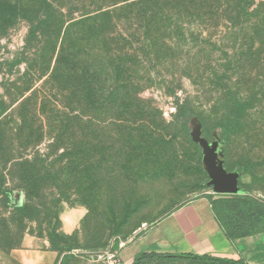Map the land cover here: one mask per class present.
Listing matches in <instances>:
<instances>
[{"label":"rangeland","instance_id":"obj_1","mask_svg":"<svg viewBox=\"0 0 264 264\" xmlns=\"http://www.w3.org/2000/svg\"><path fill=\"white\" fill-rule=\"evenodd\" d=\"M118 1L61 2L65 12L78 16L101 6L114 9L122 4H115ZM164 13L116 17L114 47L131 54L144 111L127 125L111 122L109 112L96 116L84 111L86 156L62 159V165L69 162L65 195L57 187L51 191L55 195L48 194L47 187V199L39 200L43 207L33 211V218L12 214V208L26 199L21 188H13L8 211L0 205V264H105L102 255L116 243L117 249L123 246L119 255L124 253L125 262L161 217L194 196L213 192L207 185L202 147L192 140L189 122L185 127L179 120L177 104L183 102L202 120L204 135L223 142L227 168L244 162L249 169L241 177V186L248 191L241 205L264 202V39L262 31L254 30L260 13L234 17L223 5L198 14L177 9L176 2ZM8 26L0 35V102L7 104L0 110L9 106L11 112L29 98L26 110L37 127L42 102L55 100L46 80L62 37L55 52V35L48 38L49 49L41 42L27 49L28 21L18 16ZM230 92L250 105L241 131L224 138L220 124L230 111ZM5 114L3 125L10 131L19 117ZM49 136L45 127L42 151ZM63 196L68 201L57 203ZM214 196L219 211L232 215V198Z\"/></svg>","mask_w":264,"mask_h":264},{"label":"trees","instance_id":"obj_2","mask_svg":"<svg viewBox=\"0 0 264 264\" xmlns=\"http://www.w3.org/2000/svg\"><path fill=\"white\" fill-rule=\"evenodd\" d=\"M61 1L64 0H0V35L7 30L12 18L21 16L29 23L25 48L41 42L43 48L49 49L52 43L48 38L55 35L56 42L52 48L55 52L58 40L62 37L54 67L46 80L55 91V100L52 103L46 100L42 102L38 111L40 125L36 127V121L33 123V118H30V113L26 110L29 98L22 100L11 112H7L9 106H3L0 110V205L8 211L11 207L13 188H21L26 199L22 206L12 208V214L25 218H33V211L37 207H43V204L38 202L47 199L46 192L55 195L51 192L53 187H57L62 195H65L63 185L66 184L65 173L69 162L62 165V159L66 158L65 156H86L87 135L84 127H88L84 111H91L96 116L102 112L112 113L110 121L123 125L134 122L138 113L144 111L139 88L136 87L135 64L129 59L131 54L129 51L119 52L114 47L117 36L112 32L115 30L116 17L142 18L146 15L165 14L164 8L173 2H176L177 9L198 14L207 8L219 9L226 5L234 17H250L252 12L258 11L262 19L254 30L262 31L264 39V1L120 0L115 4H122L114 9L101 6L84 11L78 16L70 10L65 12L63 9L66 4ZM73 3L75 2L71 1V4ZM122 57H125L124 60ZM227 99L230 102V111L227 119L220 124L224 138L241 131L250 105V101L233 92L228 93ZM3 103L7 105L4 101H1L0 105ZM177 109L179 120L187 127L189 119L195 115L194 110L188 102L177 104ZM4 113V117L15 114L19 117L16 126L10 131L3 125L1 115ZM45 127L49 128L50 136L46 140L45 150L42 151L39 146L45 143ZM11 132L15 138H11ZM15 139L18 142H15ZM7 142L9 147H6ZM59 163L60 170L56 175L55 168ZM233 170L241 172V177L242 174L249 173L244 162H238L237 168ZM8 180L10 184H7ZM47 187H50V190L47 191ZM247 192L245 189L244 194H221L232 198L227 200L230 203L229 208L234 210L230 216L219 211L217 198L212 201L218 219L232 240L264 231V202L255 200L249 207H243L241 197ZM214 195L215 193L211 194ZM62 200L67 199L63 196L62 199H57V203L60 204ZM55 216L58 219V212ZM49 231L48 229L47 232L50 233ZM115 248L117 249V243ZM131 264L250 263L243 258L168 253L154 249L138 251Z\"/></svg>","mask_w":264,"mask_h":264},{"label":"crops","instance_id":"obj_3","mask_svg":"<svg viewBox=\"0 0 264 264\" xmlns=\"http://www.w3.org/2000/svg\"><path fill=\"white\" fill-rule=\"evenodd\" d=\"M204 192L165 214L148 228L136 249L124 262L131 264L140 250L168 253L211 254L232 259H245L250 264H264V231L230 239L217 217L212 201L217 196Z\"/></svg>","mask_w":264,"mask_h":264},{"label":"water","instance_id":"obj_4","mask_svg":"<svg viewBox=\"0 0 264 264\" xmlns=\"http://www.w3.org/2000/svg\"><path fill=\"white\" fill-rule=\"evenodd\" d=\"M192 140L203 150V167L209 176L207 185L215 194H244L245 189L240 185L241 172L228 170L225 166L223 142L220 138L210 140L204 135L202 120L196 115L189 119Z\"/></svg>","mask_w":264,"mask_h":264},{"label":"built area","instance_id":"obj_5","mask_svg":"<svg viewBox=\"0 0 264 264\" xmlns=\"http://www.w3.org/2000/svg\"><path fill=\"white\" fill-rule=\"evenodd\" d=\"M122 244L121 246L116 249L115 248V244H113V246L106 250L105 253L102 255L105 264H120L121 263V258L119 255V249L122 248Z\"/></svg>","mask_w":264,"mask_h":264},{"label":"flooded vegetation","instance_id":"obj_6","mask_svg":"<svg viewBox=\"0 0 264 264\" xmlns=\"http://www.w3.org/2000/svg\"><path fill=\"white\" fill-rule=\"evenodd\" d=\"M221 148V147H220Z\"/></svg>","mask_w":264,"mask_h":264}]
</instances>
